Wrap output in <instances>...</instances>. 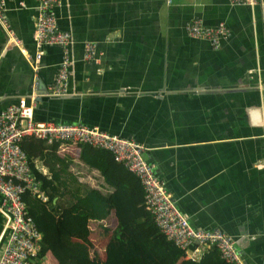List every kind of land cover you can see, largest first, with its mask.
Wrapping results in <instances>:
<instances>
[{
    "label": "crops",
    "instance_id": "obj_1",
    "mask_svg": "<svg viewBox=\"0 0 264 264\" xmlns=\"http://www.w3.org/2000/svg\"><path fill=\"white\" fill-rule=\"evenodd\" d=\"M37 8L36 0H5L20 46L0 26V112L40 99L54 84L60 47H41L36 75L32 68ZM54 12L58 30L73 40L68 94L43 97L34 120L77 123L140 144L192 229L220 230L246 264H264V0L253 7L228 0H60ZM194 21L223 23L228 38L217 48L192 39L184 27ZM88 42L96 44L95 62L83 61ZM58 144L78 182L108 189L101 172L80 160V145ZM31 153L34 171L49 177L37 150ZM117 170L115 180L137 179ZM1 208L0 195V252ZM212 249L201 248L195 259L180 251L182 260L198 262ZM98 255L90 259L103 264L105 254Z\"/></svg>",
    "mask_w": 264,
    "mask_h": 264
},
{
    "label": "built area",
    "instance_id": "obj_2",
    "mask_svg": "<svg viewBox=\"0 0 264 264\" xmlns=\"http://www.w3.org/2000/svg\"><path fill=\"white\" fill-rule=\"evenodd\" d=\"M38 2L35 24V42L38 51L34 55L32 68L35 75L39 71L42 57L41 47L58 46L62 57L55 76L54 84L47 90L49 96L64 97L72 59L70 47L73 44L69 33L59 31L55 8L60 0H36ZM232 6L253 7L259 0H228ZM171 3V0H168ZM0 26L13 37L11 26L6 17L5 0H0ZM185 32L195 40L206 41L217 48L221 40L228 38V30L223 23L217 26H204L199 21L186 24ZM83 61L97 60L96 44L88 42L83 46ZM38 99L30 102L20 101L0 112V195L2 196L1 214L4 228L1 239L0 264H32L40 250L41 234L30 217L23 201L31 195L45 201L40 190V182L34 175L27 153L22 144L26 139L40 140L47 144L61 143L89 145L112 154L115 162L133 174L144 191V208L153 219L155 226L173 242L186 257L195 259L201 248H216L227 264H246L236 248L235 241L220 230L196 231L192 229L177 208L172 195L155 175L154 168L144 159L145 149L140 144L117 136L109 135L97 128L80 124H61L36 122L34 111ZM194 250L189 253V250Z\"/></svg>",
    "mask_w": 264,
    "mask_h": 264
},
{
    "label": "trees",
    "instance_id": "obj_3",
    "mask_svg": "<svg viewBox=\"0 0 264 264\" xmlns=\"http://www.w3.org/2000/svg\"><path fill=\"white\" fill-rule=\"evenodd\" d=\"M58 145H46L34 139H26L22 144L47 198L42 202L31 195L23 197L42 236L40 250L32 258V264H45L48 256L56 264H95L90 259L92 231L89 222L106 221L111 215L116 218L117 225L105 247L103 264H227L214 248L204 253L198 262L182 260L183 252L167 241L146 212L139 180L133 182L124 176L115 180L118 165H123L115 162L111 153L80 144V160L99 170L108 188L91 189L68 172L71 160L57 155ZM32 148L47 166L49 177L34 171ZM125 172L126 176L132 175ZM109 187L113 191L109 192Z\"/></svg>",
    "mask_w": 264,
    "mask_h": 264
},
{
    "label": "rangeland",
    "instance_id": "obj_4",
    "mask_svg": "<svg viewBox=\"0 0 264 264\" xmlns=\"http://www.w3.org/2000/svg\"><path fill=\"white\" fill-rule=\"evenodd\" d=\"M115 225H116V223L113 222V220H111L110 218H108V220H106L102 223H99V224L98 223H92L89 225L90 226L89 228L92 231V233L90 234V237H89V239L92 243L91 253L94 254V251H95L96 254L101 255L102 260L104 258L105 247L109 241V238H110L111 233H112L111 231L114 229ZM96 246H97V248H96ZM95 248H96V250H95ZM93 262H95V261H93Z\"/></svg>",
    "mask_w": 264,
    "mask_h": 264
},
{
    "label": "water",
    "instance_id": "obj_5",
    "mask_svg": "<svg viewBox=\"0 0 264 264\" xmlns=\"http://www.w3.org/2000/svg\"><path fill=\"white\" fill-rule=\"evenodd\" d=\"M58 98V97H52V96H49V94H48V92L46 91L45 92V95L44 96H42L40 99H38V103H41L44 99H42V98Z\"/></svg>",
    "mask_w": 264,
    "mask_h": 264
}]
</instances>
